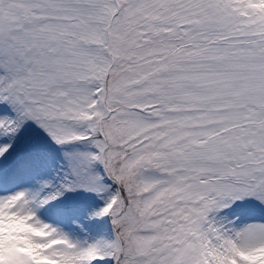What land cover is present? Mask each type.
<instances>
[{"label": "snow or ice", "instance_id": "6c2138e0", "mask_svg": "<svg viewBox=\"0 0 264 264\" xmlns=\"http://www.w3.org/2000/svg\"><path fill=\"white\" fill-rule=\"evenodd\" d=\"M0 193V264H264V0H0Z\"/></svg>", "mask_w": 264, "mask_h": 264}, {"label": "rangeland", "instance_id": "374dc122", "mask_svg": "<svg viewBox=\"0 0 264 264\" xmlns=\"http://www.w3.org/2000/svg\"><path fill=\"white\" fill-rule=\"evenodd\" d=\"M35 131V136L38 143L43 148L45 153L44 172L51 177L53 181L58 176L59 169L62 167L63 161L60 156V149L47 141L46 137L38 130ZM9 190H15L14 187ZM3 194V193H0ZM64 200L69 207L68 214L61 218L45 214H38L42 220L58 226L65 233L77 239H92L96 236L110 234L111 225L108 218H86L87 213L101 206L102 201L85 198L83 201H77L71 195H65ZM75 221V223H73Z\"/></svg>", "mask_w": 264, "mask_h": 264}]
</instances>
